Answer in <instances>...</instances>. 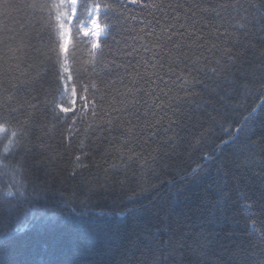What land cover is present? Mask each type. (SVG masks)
<instances>
[{
    "label": "snow or ice",
    "instance_id": "obj_1",
    "mask_svg": "<svg viewBox=\"0 0 264 264\" xmlns=\"http://www.w3.org/2000/svg\"><path fill=\"white\" fill-rule=\"evenodd\" d=\"M229 19L232 31L215 27ZM204 27L216 32L207 47ZM260 111L264 0H0V248L65 215L115 213L132 226L77 245L72 264H264V203L233 171L264 165ZM50 120L91 135L94 183L57 187L37 134ZM212 164L217 194L189 207Z\"/></svg>",
    "mask_w": 264,
    "mask_h": 264
},
{
    "label": "trees",
    "instance_id": "obj_2",
    "mask_svg": "<svg viewBox=\"0 0 264 264\" xmlns=\"http://www.w3.org/2000/svg\"><path fill=\"white\" fill-rule=\"evenodd\" d=\"M208 2L215 4L220 2V0H208ZM131 14L138 16L147 15L146 12L141 14L139 8H135V11ZM156 15L159 16V13H156ZM206 20L201 21L197 28L202 27ZM233 23L234 21L231 19L219 21L215 22V27L220 28L221 32L225 28L232 31ZM139 26V24L129 22V28H139ZM132 35L129 33L123 34V38L127 39L130 45L133 44ZM201 35L205 37L203 42L206 47L211 42H215V28L204 27ZM209 37L212 39L209 40ZM117 39H121V36H117ZM222 42L223 38H221V46H223ZM109 44L113 49L116 48V45L111 40H109ZM135 46L139 47V44L137 43ZM77 54L82 55L83 59H87L85 45H79ZM204 55L210 56L208 52H204ZM128 59L131 60L132 64L136 63L135 58L129 57ZM252 60L254 63H258V53L256 57H252ZM164 78L168 79L166 75ZM180 95H183V93H180ZM250 104L251 102H248V104L240 106L239 110L233 113L234 121H243L248 114ZM262 120H264V111L258 113L257 125ZM52 124H55V127H52ZM83 127L82 124H77L75 127L69 128L63 123H56L50 120L47 129L37 133L42 136L44 143L49 146L48 155L51 158L49 169L54 173V179L58 182L57 187L68 189L69 192L76 190L79 185L94 183V176L100 174L99 170L92 166L93 163H102L100 156L95 155V160L92 161L84 155L85 152L91 154L92 137L83 131ZM197 131V128L189 125L185 134L191 133L195 135ZM69 141L71 142L70 148L66 147ZM81 141L84 143L83 149L79 147ZM76 155H80L88 167H75L74 160ZM217 168L218 164L210 165L208 175L204 179L199 183L188 186L186 196L188 197L187 203L189 207H192L201 197L210 198L217 194V185L220 183V173H218ZM74 170L77 175L73 177L71 173ZM233 171L243 177L241 186L246 188L252 200L257 201L256 208L259 209L261 203H264V176L261 175L262 171H264V165L257 158L253 167L243 170L233 169ZM174 191L172 189L171 194L174 195ZM168 195V188L162 189L157 203L166 200ZM233 195L235 196V192ZM132 224L131 217L120 216L115 213L97 215L96 213L89 214L85 212L83 216L65 215L56 220L47 229L42 227L34 228L24 233L6 248H0V259H4L6 264H72L75 259L74 252L77 245L94 243L95 238L103 235L106 230L128 228Z\"/></svg>",
    "mask_w": 264,
    "mask_h": 264
}]
</instances>
